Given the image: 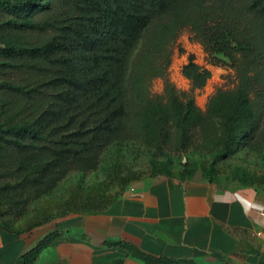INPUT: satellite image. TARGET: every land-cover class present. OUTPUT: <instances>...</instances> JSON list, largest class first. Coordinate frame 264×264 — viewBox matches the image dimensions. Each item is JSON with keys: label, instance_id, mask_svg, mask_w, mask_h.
I'll use <instances>...</instances> for the list:
<instances>
[{"label": "trees", "instance_id": "1", "mask_svg": "<svg viewBox=\"0 0 264 264\" xmlns=\"http://www.w3.org/2000/svg\"><path fill=\"white\" fill-rule=\"evenodd\" d=\"M184 1L194 2L188 12L177 9ZM212 1L0 0L12 16L9 23L18 28H37L29 17L40 11L57 13L45 23L50 31L41 42L24 46L6 40L0 48L3 56L20 59L35 76L34 89L23 94L16 111L27 107L34 120L0 122V229L14 228L8 217L19 216L71 171L94 170L104 149L116 142L157 138L186 151L194 131L217 117L213 131L202 134L206 147L220 148L225 156L241 140L264 145V0H246L231 9L233 0L205 6ZM168 11L174 12L172 21L160 25L146 44L128 86L131 51L152 21ZM187 25L207 51L227 57L237 72L236 87L218 92L206 111L170 82L159 97L151 96L148 86L169 62L162 51L161 61L147 69L154 41L161 32L176 34ZM183 74L195 89L211 77L193 56ZM109 205L76 200L65 212H102ZM47 240L24 256L25 264L34 263Z\"/></svg>", "mask_w": 264, "mask_h": 264}, {"label": "rangeland", "instance_id": "2", "mask_svg": "<svg viewBox=\"0 0 264 264\" xmlns=\"http://www.w3.org/2000/svg\"><path fill=\"white\" fill-rule=\"evenodd\" d=\"M245 2L246 0H233L229 8H240ZM222 3L221 0H214L205 6ZM193 6L194 2L184 1L179 3L177 9L188 12ZM173 14L174 12L168 11L158 15L143 31L128 58V86L139 55L146 44L150 43L157 28L172 21ZM56 15V12L40 11L29 17L37 28H18L9 23L11 14L0 7V48H4L3 42L6 40L24 46L41 42L50 31L48 26H44L45 23ZM150 49L146 59L147 69L161 61L162 51L169 56L163 75L154 77L149 82L153 97L164 96L166 84L170 82L180 93L192 97L202 111H206L212 97L220 91L234 89L238 83L236 68L232 66V62L223 55L207 51L190 25L184 26L176 34L166 35L161 32ZM192 56L195 63L211 72V77L201 89H195L192 81L183 74V68ZM34 77L33 72L20 59L7 58L0 52V122L7 124L34 120L33 112L27 107L20 113L16 112L23 105V94L34 89ZM5 103L7 107L3 114ZM217 122V117L212 118L196 129L194 142L186 151H177L173 142H161L157 138H131L113 143L104 149L94 170L71 171L50 192L34 199L19 216L8 219L19 230L53 225L67 216L78 214L65 212L66 206L76 200H90L99 205L111 204L132 182L143 180L144 177L155 178L177 173L187 175L199 168L208 177L221 183L250 188L264 196V145L260 140L248 143L241 140L237 147L224 156L220 148L206 147L202 137L205 132L211 133ZM2 224L4 223L0 220V225Z\"/></svg>", "mask_w": 264, "mask_h": 264}, {"label": "crops", "instance_id": "3", "mask_svg": "<svg viewBox=\"0 0 264 264\" xmlns=\"http://www.w3.org/2000/svg\"><path fill=\"white\" fill-rule=\"evenodd\" d=\"M132 182L102 212L0 230V264H264V196L190 174ZM125 245L151 258L133 255Z\"/></svg>", "mask_w": 264, "mask_h": 264}, {"label": "built area", "instance_id": "4", "mask_svg": "<svg viewBox=\"0 0 264 264\" xmlns=\"http://www.w3.org/2000/svg\"><path fill=\"white\" fill-rule=\"evenodd\" d=\"M257 220L258 222L260 221L262 223V225L264 226V214H260L258 217H257Z\"/></svg>", "mask_w": 264, "mask_h": 264}]
</instances>
